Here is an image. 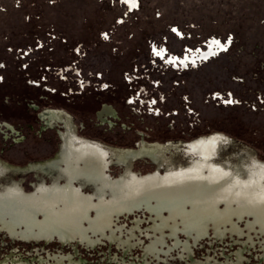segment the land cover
<instances>
[{
    "label": "rangeland",
    "instance_id": "rangeland-1",
    "mask_svg": "<svg viewBox=\"0 0 264 264\" xmlns=\"http://www.w3.org/2000/svg\"><path fill=\"white\" fill-rule=\"evenodd\" d=\"M135 1L0 0V158L77 132L215 134L264 156V0Z\"/></svg>",
    "mask_w": 264,
    "mask_h": 264
},
{
    "label": "water",
    "instance_id": "water-1",
    "mask_svg": "<svg viewBox=\"0 0 264 264\" xmlns=\"http://www.w3.org/2000/svg\"><path fill=\"white\" fill-rule=\"evenodd\" d=\"M0 264H264V156L77 132L0 158Z\"/></svg>",
    "mask_w": 264,
    "mask_h": 264
},
{
    "label": "flooded vegetation",
    "instance_id": "flooded-vegetation-1",
    "mask_svg": "<svg viewBox=\"0 0 264 264\" xmlns=\"http://www.w3.org/2000/svg\"><path fill=\"white\" fill-rule=\"evenodd\" d=\"M127 3H128V5L131 7V8H134L135 7V5H136V1L135 0H125ZM223 44L220 42V44H217V48H219L220 46H222ZM209 49H208V51L206 52H202L199 56H207V55H209V54H212V53H214V51H215V46H214V43L213 42H211V44L209 43ZM111 112H113V110L110 108V107H108V106H105L104 108H103V110L99 113V115L100 116H103L104 114H109V113H111ZM41 116H42V118L44 119V120H46V123H48L49 125H53L57 120H59L61 117H60V115H59V113L57 112V111H55V110H46V111H44L42 114H41ZM211 136H218V137H220L219 135H211ZM66 137H68V136H66Z\"/></svg>",
    "mask_w": 264,
    "mask_h": 264
},
{
    "label": "snow or ice",
    "instance_id": "snow-or-ice-1",
    "mask_svg": "<svg viewBox=\"0 0 264 264\" xmlns=\"http://www.w3.org/2000/svg\"><path fill=\"white\" fill-rule=\"evenodd\" d=\"M173 31L175 32L176 29H173ZM213 43H214V44H220V41H218V40H214ZM157 55H159V53H157Z\"/></svg>",
    "mask_w": 264,
    "mask_h": 264
}]
</instances>
